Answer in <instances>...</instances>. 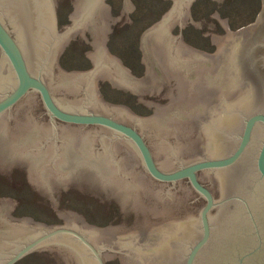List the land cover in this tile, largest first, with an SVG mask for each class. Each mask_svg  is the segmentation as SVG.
Masks as SVG:
<instances>
[{
    "label": "water",
    "instance_id": "water-1",
    "mask_svg": "<svg viewBox=\"0 0 264 264\" xmlns=\"http://www.w3.org/2000/svg\"><path fill=\"white\" fill-rule=\"evenodd\" d=\"M76 1L59 36L61 0H0V167L25 163L54 211L59 189L99 183L122 212L171 206L176 227L165 222L171 230L154 237L146 222L127 238L125 226L95 230L77 214H58L65 227L14 219L11 200L0 203V264L30 253L62 254L67 264H264V6L210 57L182 45L195 0H172L149 34L181 98L135 118L97 101L96 83L106 76L113 89L152 91L147 65L144 80L129 76L104 48L103 0ZM77 31L93 39L94 66L66 76L55 60Z\"/></svg>",
    "mask_w": 264,
    "mask_h": 264
},
{
    "label": "rangeland",
    "instance_id": "rangeland-1",
    "mask_svg": "<svg viewBox=\"0 0 264 264\" xmlns=\"http://www.w3.org/2000/svg\"><path fill=\"white\" fill-rule=\"evenodd\" d=\"M103 2L116 20L105 42L108 56L117 60L135 80H144L147 65L155 89L139 94L117 90L103 76L96 83V99L106 107L130 109L135 118L154 117L157 111L170 107L181 98L164 54L156 41L149 39L150 29L161 22L173 1ZM262 6L264 0H195L189 6V18L179 30L182 45L213 57L229 43L224 41L229 33L236 34L256 24ZM77 9L76 0H61L59 36H64L65 27L73 24ZM93 51L90 33H76L55 60L58 71L66 76L89 73L95 61V56H91ZM13 165V171L0 167V203L11 200L17 203L14 219L65 227L58 214H77L95 228L125 226L121 233H129L127 238L146 222H150L152 235L171 230V223L165 222H172V227L176 225L171 206L149 216L122 212L120 200L108 198V191L99 189V183L70 186V191L59 189L54 211L48 191L28 183L26 164ZM15 264L67 263L62 254L30 253ZM105 264L121 262L112 260Z\"/></svg>",
    "mask_w": 264,
    "mask_h": 264
},
{
    "label": "bare ground",
    "instance_id": "bare-ground-1",
    "mask_svg": "<svg viewBox=\"0 0 264 264\" xmlns=\"http://www.w3.org/2000/svg\"><path fill=\"white\" fill-rule=\"evenodd\" d=\"M103 5H104V2L102 3ZM105 6V5H104ZM106 8H107V6H105ZM76 9V8H75ZM108 9V8H107ZM77 11V10H76ZM108 12H109V10H108ZM109 15H110V13H109ZM75 18V17H74ZM73 18V19H74ZM188 19V18H187ZM186 19V20H187ZM186 20H185V22L184 23H186ZM116 23V20L115 19H113L111 16H109V20H108V23H107V30H106V39H107V35H108V33H110V30H111V28H112V25L113 24H115ZM184 25V24H183ZM182 25V26H183ZM245 31V30H244ZM76 33H78V34H84V32H82V31H77ZM75 33V34H76ZM239 33H241V32H239ZM239 33H237V34H239ZM75 34L72 36V37H74L75 36ZM237 34H231V33H229L228 34V38L230 37V39H232L233 37H235ZM65 36V35H64ZM153 39V40H155L154 38H153V36H152V34H150V37H149V39ZM227 38V39H228ZM224 40V41H230L229 39L228 40ZM69 40V39H68ZM225 44V43H224ZM104 47H105V44H104ZM225 47H226V45H225ZM93 48H94V43H93ZM96 54H95V50L93 51V53H91V56L93 57V56H95ZM94 58V57H93ZM92 58V59H93ZM162 59H164V57L162 58ZM165 62V61H164ZM173 227H176V225H174ZM160 230H161V228H160ZM166 230V229H165ZM159 231V230H158ZM157 231V232H158ZM166 231H168V230H166ZM155 233V232H154ZM154 233H153V235L152 236H154V237H157V236H159V235H161V234H163V233H165L164 231L163 232H161V231H159V233H156L155 235H154Z\"/></svg>",
    "mask_w": 264,
    "mask_h": 264
},
{
    "label": "flooded vegetation",
    "instance_id": "flooded-vegetation-1",
    "mask_svg": "<svg viewBox=\"0 0 264 264\" xmlns=\"http://www.w3.org/2000/svg\"><path fill=\"white\" fill-rule=\"evenodd\" d=\"M74 126V125H73ZM79 127H83V126H79ZM87 127H94V126H87ZM259 132H261V130H260V128H259V130L256 132L257 134H259ZM261 134H262V132H261ZM256 135V134H255ZM260 138H261V136H260ZM130 143V142H129ZM202 184V183H201ZM190 187V186H189ZM196 194V193H195ZM93 229H95L94 227H92ZM95 230H97V229H95ZM64 253L65 254H68V255H70V253L69 252H67V251H65L64 250Z\"/></svg>",
    "mask_w": 264,
    "mask_h": 264
}]
</instances>
